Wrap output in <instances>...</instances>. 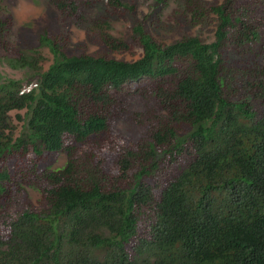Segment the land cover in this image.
<instances>
[{
  "label": "trees",
  "instance_id": "trees-1",
  "mask_svg": "<svg viewBox=\"0 0 264 264\" xmlns=\"http://www.w3.org/2000/svg\"><path fill=\"white\" fill-rule=\"evenodd\" d=\"M44 1L10 40L0 0V62L36 84L0 83V264H264V0Z\"/></svg>",
  "mask_w": 264,
  "mask_h": 264
},
{
  "label": "rangeland",
  "instance_id": "rangeland-1",
  "mask_svg": "<svg viewBox=\"0 0 264 264\" xmlns=\"http://www.w3.org/2000/svg\"><path fill=\"white\" fill-rule=\"evenodd\" d=\"M220 1L221 0H218V2ZM136 2L138 5V15L142 16L143 13L145 14L149 11L148 6L152 2V0H136ZM10 10L12 12L14 21V27L9 36L10 40L17 39L18 31L21 29L35 33L47 24V6L44 0H13V5L10 7ZM177 12L178 6L175 3H170L168 8L164 11L162 20L165 27L160 31L161 35H159L160 37H158V39H162L169 43L176 38L173 25ZM127 28V23H117L113 27V34L117 37H121L122 34H125ZM69 30L71 42L76 43L83 41L84 32L82 30L74 26H72ZM189 33L192 35L200 36L204 41L208 43L213 40V27H208L205 29H194ZM92 50H94V48L90 47L89 51ZM139 54L140 53L138 52V56ZM44 55L50 59V55L46 50L44 51ZM126 58L131 59L129 56H126ZM10 79H23L22 87L25 86L26 88L29 87L31 83H35V80H33L31 83L26 82L25 74L22 71L12 70L6 64L0 62V83L6 82ZM16 115H19L21 116V118H23L24 112H13L11 114V118L17 129V132H19L23 127V122L18 121ZM64 163V155H49L44 165L55 170L61 168ZM28 195L33 203H37L40 199L39 193L33 188L28 189Z\"/></svg>",
  "mask_w": 264,
  "mask_h": 264
},
{
  "label": "built area",
  "instance_id": "built-area-1",
  "mask_svg": "<svg viewBox=\"0 0 264 264\" xmlns=\"http://www.w3.org/2000/svg\"><path fill=\"white\" fill-rule=\"evenodd\" d=\"M36 86V84H30L29 87H23V89L21 90L20 94H23V93H27L29 92L32 88H34Z\"/></svg>",
  "mask_w": 264,
  "mask_h": 264
},
{
  "label": "clouds",
  "instance_id": "clouds-1",
  "mask_svg": "<svg viewBox=\"0 0 264 264\" xmlns=\"http://www.w3.org/2000/svg\"><path fill=\"white\" fill-rule=\"evenodd\" d=\"M31 84H35V83H31ZM23 87H25V86H23ZM22 89H23V88H22ZM22 89H21V90H22Z\"/></svg>",
  "mask_w": 264,
  "mask_h": 264
}]
</instances>
